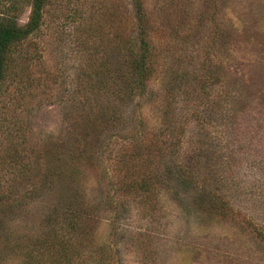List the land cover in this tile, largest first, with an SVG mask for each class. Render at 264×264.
Wrapping results in <instances>:
<instances>
[{"label":"rangeland","instance_id":"374dc122","mask_svg":"<svg viewBox=\"0 0 264 264\" xmlns=\"http://www.w3.org/2000/svg\"><path fill=\"white\" fill-rule=\"evenodd\" d=\"M142 4L151 74L129 99L133 0H48L18 48L0 264H264V0Z\"/></svg>","mask_w":264,"mask_h":264},{"label":"trees","instance_id":"16d2710c","mask_svg":"<svg viewBox=\"0 0 264 264\" xmlns=\"http://www.w3.org/2000/svg\"><path fill=\"white\" fill-rule=\"evenodd\" d=\"M47 1L29 0L30 12L26 22L21 24L16 14L17 4L13 0H0V94H3L18 48L40 29L43 9ZM133 2L139 22V32L136 40L129 42L124 61L126 66L125 76L119 90V96L125 99L143 92L151 74L150 60L152 54L146 39V29L143 26L145 20L144 8L142 0H133ZM181 173L185 174L184 172ZM187 179L192 181L189 176H187ZM201 191L203 195L206 194L204 189ZM208 206L211 211L215 212L226 210L227 214L224 213L223 215L231 216L233 214V210L228 206L227 201L222 198H218L216 201L210 200ZM262 234H260V237H262ZM65 246H63V249L66 251Z\"/></svg>","mask_w":264,"mask_h":264}]
</instances>
